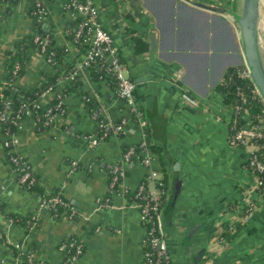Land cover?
<instances>
[{"label":"crops","instance_id":"1","mask_svg":"<svg viewBox=\"0 0 264 264\" xmlns=\"http://www.w3.org/2000/svg\"><path fill=\"white\" fill-rule=\"evenodd\" d=\"M36 0H0V90L9 73L16 42L33 34L38 20L30 13ZM47 13L42 24L53 27L56 45L66 47L65 64L81 62L84 52L69 38L77 16L64 10L67 0H44ZM240 12L243 0H200ZM102 26L111 32L129 74L135 96L145 114L147 128L131 118V106L120 98L108 79L80 72L79 86L63 97L64 112H57L49 126H40L37 115L17 121L13 151L30 162L40 190L23 189L8 161L0 130V264H25L22 251L31 249L35 264H60V245L75 235L83 244L76 264H142L146 229L130 197L110 187V171L120 166L124 185L135 190L153 170L164 164L170 197L175 176L183 180L180 194L168 213L167 244L171 264H190L192 256L207 247L211 264H264V193H255L256 209L246 222L236 220L233 238L219 234L231 224V205H240L247 186L254 182L246 167L247 151L229 145L230 114L223 112V97L208 109L184 106V89L209 97L230 68H239L242 47L239 26L228 16L198 8L184 0H128L121 7L114 0H96ZM264 9V7H263ZM157 33L153 51L149 33ZM264 21L260 12L259 41L264 59ZM235 35V36H234ZM149 43L137 53L133 38ZM26 67L15 91L40 87L57 69L37 47L26 46ZM60 64L58 71L66 73ZM51 87L39 98L42 106L62 94L63 85ZM9 112L13 97H9ZM130 120L124 131L97 145L91 138L104 126ZM145 142L161 149L150 166L141 155L124 160L125 150ZM139 156V157H138ZM179 165V170L175 166ZM43 191V193H41ZM61 194L74 215L56 216L41 207L43 194ZM102 203L107 204L103 206ZM16 245L21 247L16 248ZM206 261V260H205Z\"/></svg>","mask_w":264,"mask_h":264},{"label":"built area","instance_id":"2","mask_svg":"<svg viewBox=\"0 0 264 264\" xmlns=\"http://www.w3.org/2000/svg\"><path fill=\"white\" fill-rule=\"evenodd\" d=\"M4 2H10L11 0H3ZM44 0H37V4L40 5ZM116 5L119 7L122 4L127 3L128 0H114ZM64 10L70 11L81 18V22L78 25L76 36L79 37L82 34L85 35L84 42L87 44V50L84 53L83 60L76 62L70 72H62L58 78L59 82L72 80L77 71L87 69L92 64H97L104 70L106 78H115L117 83V94L120 98L126 101L132 110L131 118L138 123L141 128H147L148 122L145 114L141 108H139L135 89L136 84L131 78L128 67L123 60L122 54L115 44L114 38L110 31L105 29L100 21L101 11L97 5L96 0H67L65 2ZM47 13V9L40 11V18L38 24H42L41 18ZM35 42L39 44H45L48 42V37L37 35ZM51 58L48 61L51 62ZM20 70V65L15 64L12 74L17 75ZM236 73L241 77H250V71L245 65L244 67L237 68ZM12 80L6 79V82L2 86L1 90L11 85ZM256 89V88H255ZM257 91V90H256ZM258 92V91H257ZM240 96L241 101L234 105H227L222 103L223 112L230 114L229 119V145L235 149H245L247 151V163L246 167L253 173L254 182L252 185L247 186L243 195L242 203L236 206H230L229 211L233 212L234 215L231 217L232 222L229 224L228 229L230 232L235 230L236 220L239 222H246L251 214L256 209L255 202V190L262 186L263 178L258 174L264 175V118L261 119L260 124H255L251 118L250 111L245 107L246 97L241 90L237 92ZM259 94V93H258ZM3 96V94H1ZM223 97L222 91L215 89L212 94L203 98L195 95L188 89H184L180 96V101L184 106L191 108H203L208 109L212 103L219 97ZM58 102L54 107L47 110L45 116L46 124H50L54 120L56 113H63L64 109L63 96L59 94L57 96ZM36 108H40V104L34 105ZM33 109H27L25 114H33ZM4 120V114L0 115V121ZM130 120L122 119L116 124L110 126H104L101 133L91 138L92 145H97L108 137L110 133L119 134L124 131L127 123ZM14 135H8L7 139L4 140V146L9 148L10 153V164L13 169L16 168L21 170V174L18 180L20 186H24L26 183L32 185L37 182V178L34 174L33 166L30 162L24 161L13 148L16 141L13 139ZM140 147L144 149L146 155L141 158V161L150 166L153 161V157L148 154V145L143 141L140 143ZM136 152V146H130L124 153V160L129 161L132 159ZM139 157V156H138ZM120 166L112 167L111 171L115 174L110 182L112 190L118 184L122 195L131 194L133 199L132 204L139 208L141 214V220L146 229V236L143 240L144 249V260L142 264H171V254L169 252L167 244V232L163 224V209L165 201L170 197V188L163 178V172L161 169L153 170L150 174L141 182V184L135 189L131 190L128 186L124 185L123 182L119 184L120 178ZM24 189V188H23ZM62 205L68 207V203L62 198L61 194H52L50 197H44L41 200V207L48 209L49 211L56 208V206ZM103 206L107 204L102 203ZM71 214L74 215V209L71 208ZM221 241L228 242L225 238L221 237ZM16 248L21 250L19 245ZM74 250V254L70 257L62 260L61 264H76L78 258L83 253V244L78 237L73 238L60 246V250ZM23 255V254H22ZM206 260V261H205ZM212 259L205 255L202 264H211ZM25 264H35L32 255L28 256ZM41 264H48L43 262Z\"/></svg>","mask_w":264,"mask_h":264},{"label":"trees","instance_id":"3","mask_svg":"<svg viewBox=\"0 0 264 264\" xmlns=\"http://www.w3.org/2000/svg\"><path fill=\"white\" fill-rule=\"evenodd\" d=\"M37 3L38 2L36 0L34 5L32 6V8L30 9V13L33 17L39 19L40 18V11L43 9L46 10L47 5H46L45 1H43L40 5H38ZM80 22H81V18H77L75 20L72 29L69 31V38L71 41H74V43L81 49L82 52L85 53L87 50V47H88L87 44H85V42H84L85 35L82 34L79 37L76 36L78 25ZM152 29H153V32L155 33V35L157 36L156 30L154 29V27ZM37 35H40L43 37L47 36L48 42L45 44H39V43L35 42V37ZM133 40H134L135 51L137 53H143V52L149 50V47H150L149 43L147 41L143 40V38L135 36L133 38ZM15 45L17 47V51L16 52L14 51V53L11 54L10 63H9V73H8L7 78H6L9 80L11 79L12 83L7 88L0 90V115L4 114V120L0 121V130H1L2 134L4 135V137H7L8 135L14 134V132L16 131V128H17V121L24 118V116L26 115L25 111L27 109H33L34 114L37 115L38 118L40 119L39 120L40 126H42V125L44 127L49 126L46 124L47 117L45 116V114L49 108L54 107L56 105L58 100L55 99L50 104H48L46 106H42L39 103V98L49 88H51V87L54 88V87L61 85L59 83V80H58V78L60 76V74H59L60 70L58 71V66L60 64L64 63V65L66 66L65 69H66L67 74L70 72V70L74 66V64H69V63L65 64V57L67 54V49H66V47L56 45L55 40H54L53 27L50 29V28H48V26L46 24H38L37 28L33 34L25 37L21 41L16 42ZM26 46L37 47V49L43 55H45L47 58H51L52 59L51 63L55 66L57 71H56V74L44 85H42L40 87H34L31 89H21L17 93L15 91V89L17 88L16 82L19 79V77L21 75H23L25 67H26V55L23 52V49ZM16 63H18L20 65V70H19L17 75H13L12 70H13ZM244 66H245V64H242L239 68L244 67ZM237 68H230L226 72L223 80L221 81L220 84H218L216 89L223 92V94H224L223 101L227 105H234L237 102L241 101L240 96H238V94H237L238 90H241L246 97L245 107H247L249 109L253 122L255 124H260L261 119L264 118V101L262 100V98L258 94V92L256 91L255 86H254L251 78L239 76L236 73ZM87 69L91 72V76H93V78L107 79L104 70H102L101 67L98 66L97 64H92ZM80 72L81 71H77V74L75 75V77L72 80H70V82H66L63 85V88H62V96L63 97H64V95H66V93L68 94V93L74 91L79 86L80 81H81ZM108 80H109V83L111 84L112 88L117 92V83H116L115 78H108ZM1 94H3V96H1ZM11 96L13 97V99L11 101V105L14 106V110L12 112H9L10 106H9V101H8L9 99L8 98ZM35 104H40L41 107L36 108L34 106ZM62 107H63V104H62ZM111 135H112V133H110L107 138H109ZM135 146H136V152H137L136 155H141V153H142V151H144V149L140 147V144H136ZM128 148L125 150V152L128 150ZM6 149L8 152V161L10 162L9 148L6 147ZM148 149H151V151H153L155 153H159L161 151V149H159V147H157L155 145H149ZM24 161H26V160H24ZM161 167H162L161 170L163 172L164 181L167 184V187L170 188L167 168H166L165 164ZM14 170L16 172L17 179H19L20 174H21V170H18L16 168H14ZM34 174H35V177L37 178V182L32 184V185H28L26 183L24 186L22 185V188H24L27 191H31V192L36 191V190L38 191L41 189L39 182H38L39 178L35 172H34ZM114 175L115 174L112 171H110V182L112 181V178ZM258 175L263 178V182H264V175H262V174H258ZM120 183H122L121 177L119 178V184ZM114 189H116V190H114L115 192L120 191L118 184L116 185V187ZM255 191L260 195L263 194L264 193V183L262 184V186L260 188H258ZM41 193H43V191ZM51 195L52 194H43V198L44 197H50ZM126 196L130 197V202H133L134 198L132 197L131 194H126ZM62 198H63V196H62ZM63 199L65 200V198H63ZM231 206H236V205L234 204ZM165 207H166L168 213H171L174 210V208L171 206V199H167L165 201ZM0 209L1 210L3 209L2 204H0ZM51 212H52V214L58 216L62 212H66L69 214L72 212V210L71 209L69 210L68 207L58 205V206H56L55 209L51 210ZM167 221H168L167 218H164V216H163V224H164L165 230L170 229V226L167 225L168 224ZM76 237L77 236L72 235V236L66 238L65 240H63L61 242V244L65 243V242H67L73 238H76ZM221 237L225 238L227 241H229L233 238V233L230 232V230L228 228H224V230L221 232ZM143 251H144V249H143ZM22 254H23V258H24V260H26V262H27L28 256L33 255L30 248L27 250H23ZM72 254H74L73 249H71L69 251L64 250L63 258L66 259V258L70 257ZM35 260H34V263L36 262Z\"/></svg>","mask_w":264,"mask_h":264},{"label":"water","instance_id":"4","mask_svg":"<svg viewBox=\"0 0 264 264\" xmlns=\"http://www.w3.org/2000/svg\"><path fill=\"white\" fill-rule=\"evenodd\" d=\"M193 6L205 10L213 11L234 20L239 26V39L241 42L242 53L240 63L245 64L250 71V78L264 101V59L260 49L259 41V22L261 12V0H243L241 11L235 12L229 8L208 4L200 0H184ZM235 36V35H234ZM149 41L154 51L157 45V37L153 31L149 33ZM179 170L180 166H175ZM183 180L177 174L173 189L171 191V200L175 204L177 200ZM207 252V247H203L194 253L190 264H202Z\"/></svg>","mask_w":264,"mask_h":264},{"label":"rangeland","instance_id":"5","mask_svg":"<svg viewBox=\"0 0 264 264\" xmlns=\"http://www.w3.org/2000/svg\"><path fill=\"white\" fill-rule=\"evenodd\" d=\"M264 0H261V14L263 16V21H264ZM263 40H264V31H263Z\"/></svg>","mask_w":264,"mask_h":264}]
</instances>
